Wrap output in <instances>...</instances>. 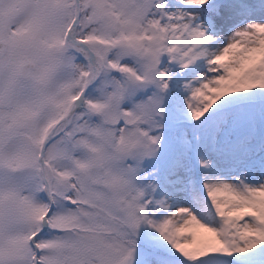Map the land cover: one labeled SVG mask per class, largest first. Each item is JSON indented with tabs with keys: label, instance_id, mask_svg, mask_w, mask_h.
<instances>
[{
	"label": "snow or ice",
	"instance_id": "6c2138e0",
	"mask_svg": "<svg viewBox=\"0 0 264 264\" xmlns=\"http://www.w3.org/2000/svg\"><path fill=\"white\" fill-rule=\"evenodd\" d=\"M0 264H264V0H0Z\"/></svg>",
	"mask_w": 264,
	"mask_h": 264
}]
</instances>
